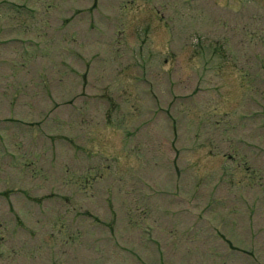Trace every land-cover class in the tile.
Returning <instances> with one entry per match:
<instances>
[{
    "label": "rangeland",
    "instance_id": "374dc122",
    "mask_svg": "<svg viewBox=\"0 0 264 264\" xmlns=\"http://www.w3.org/2000/svg\"><path fill=\"white\" fill-rule=\"evenodd\" d=\"M0 264H264V0H0Z\"/></svg>",
    "mask_w": 264,
    "mask_h": 264
}]
</instances>
